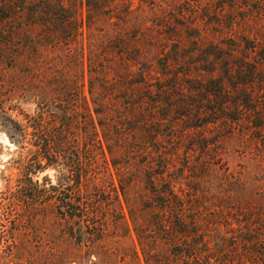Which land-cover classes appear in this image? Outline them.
I'll return each instance as SVG.
<instances>
[{
  "label": "trees",
  "instance_id": "obj_1",
  "mask_svg": "<svg viewBox=\"0 0 264 264\" xmlns=\"http://www.w3.org/2000/svg\"><path fill=\"white\" fill-rule=\"evenodd\" d=\"M132 7V0H0V70L11 60L1 47L11 45L22 49L19 59L36 57L34 67L40 69L37 60L44 66L53 54L69 72L53 82L41 77L27 91L37 100L35 110L23 126L13 123L9 139L24 150L29 175L56 170L55 184L42 179L41 199L52 201L76 247L100 242V211L113 203L122 210L123 203L124 219L158 226L181 256H197L192 243L197 212L187 203L186 215L181 191H175L183 169L175 167L181 162L177 126L182 118L202 114L210 116L207 123L218 122L224 107L213 100L226 96L233 74L205 87L197 78L192 81L188 61L193 55L180 41L169 45L167 40L172 23L160 17L135 19L140 8ZM196 26L184 30L197 47ZM191 92L208 96L196 99ZM49 93L53 96L46 100ZM202 101L213 106L205 109ZM98 159L113 169L115 186L110 175L96 173ZM197 171L192 170L193 177ZM105 183L112 186V196ZM145 226L135 228L142 241Z\"/></svg>",
  "mask_w": 264,
  "mask_h": 264
},
{
  "label": "rangeland",
  "instance_id": "obj_2",
  "mask_svg": "<svg viewBox=\"0 0 264 264\" xmlns=\"http://www.w3.org/2000/svg\"><path fill=\"white\" fill-rule=\"evenodd\" d=\"M132 4L140 8L132 15L135 19L160 17L161 22L172 23L167 40L169 45L180 41L193 55L188 61L192 81L197 78L205 87L227 72L233 74L226 96L213 100L224 107L218 122L209 124L210 116L202 114L200 119L182 118L177 126L181 162L175 161V167L183 169L175 191H181L186 215L188 204L197 212L192 238L197 256H181L169 236L145 221L138 222L146 225L142 241L135 229L138 224L122 217L123 203L122 210L113 203L100 211L104 222L100 242L76 247L52 201L41 199L42 179L55 184L56 170L29 175L24 150L9 139L13 123L23 126L25 116L35 110L37 100L27 91L34 90L41 77L53 82L68 75L66 63L50 54L44 66L37 60L39 69L31 64L36 57L19 59L22 49L5 45L1 51L11 60L0 70V264H264V0H132ZM195 25L200 30L197 47L189 44V32L184 30ZM209 90L211 95L216 92ZM50 93L46 100H51ZM191 94L196 99L208 96ZM212 103L202 101L205 109ZM107 166L98 159L96 173L114 179ZM195 168L197 177L192 173ZM104 185L112 196V186ZM134 193L130 191L129 197Z\"/></svg>",
  "mask_w": 264,
  "mask_h": 264
}]
</instances>
